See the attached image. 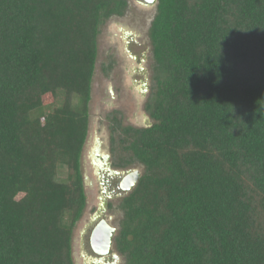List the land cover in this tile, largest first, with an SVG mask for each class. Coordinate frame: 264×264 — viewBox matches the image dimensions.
I'll list each match as a JSON object with an SVG mask.
<instances>
[{
	"label": "trees",
	"instance_id": "1",
	"mask_svg": "<svg viewBox=\"0 0 264 264\" xmlns=\"http://www.w3.org/2000/svg\"><path fill=\"white\" fill-rule=\"evenodd\" d=\"M129 0H0V264H74L101 27ZM151 127L112 112L125 264H264V0H158ZM52 97L46 104L44 98Z\"/></svg>",
	"mask_w": 264,
	"mask_h": 264
},
{
	"label": "rangeland",
	"instance_id": "2",
	"mask_svg": "<svg viewBox=\"0 0 264 264\" xmlns=\"http://www.w3.org/2000/svg\"><path fill=\"white\" fill-rule=\"evenodd\" d=\"M145 6L142 4V0H129L126 14L123 17L109 19L100 30L98 58L90 102V128L82 159V170L87 178L85 180L87 206L74 230L73 255L75 264H84L80 257L84 252L83 245L88 237L85 235L87 232L85 234L84 232L100 201V190L96 183L97 178L90 156L94 141L101 140L103 150L111 154V133L108 117L114 111L122 112L125 126H143L146 124L144 123L146 120L145 126L153 124L145 109L150 91L148 97H143L136 88L137 82L143 80V76L139 73L131 75L135 67H141L145 74L148 73L151 87L153 58L149 29L156 7L153 5ZM126 33H130L132 39H135L130 45L125 42L127 41ZM129 51L132 55H136L138 60L130 59L127 55ZM44 101L46 104L51 103L52 97L47 96ZM148 118H150L149 121ZM129 169L143 172V167L138 165ZM121 200L122 198L113 199V207L107 212V216L112 218V224L116 226L117 230L123 219V213L119 208ZM121 260V264H125L124 258Z\"/></svg>",
	"mask_w": 264,
	"mask_h": 264
},
{
	"label": "flooded vegetation",
	"instance_id": "3",
	"mask_svg": "<svg viewBox=\"0 0 264 264\" xmlns=\"http://www.w3.org/2000/svg\"><path fill=\"white\" fill-rule=\"evenodd\" d=\"M142 4L145 6L143 0H142ZM145 7H149V5H146ZM125 38L127 39V41H125L127 45H130L131 43L135 41V39H132V35L130 33H126ZM127 55L130 59L134 61L138 60L136 55H132L131 51H129ZM143 58H146V57L143 56ZM132 71H133L131 73L132 76L136 73H139L140 75L143 76V80H140L137 82L138 86L136 88L143 95V97H148V91H147V86L149 84L148 73L145 74L144 70L141 67H135ZM149 120L150 118H148V121ZM144 123L147 124V120L144 121ZM146 124H143V126H145ZM96 143L97 142L95 140L93 147L91 148V151H93L94 147L96 146ZM108 154L110 153L103 150V143L101 142V156H105ZM115 170H119L120 173L122 174L116 176V175H111L109 172L106 173V172H101V171H99V174H97L96 169L94 167V174H95V177L97 178L96 183L100 190V197H99L100 201L97 206L96 212L92 216V219L90 220V223L86 226V230L84 232V234L87 232L85 235H88L86 243L83 245L84 252L83 254L80 255L84 264H121V261H122L121 259L123 258L116 249L115 238H114V244L111 247L109 253L104 254V255L97 254L95 250H93L91 246V242H90L92 230L94 229L96 225L100 224L103 220H106L112 227L116 228V226H113L112 224V218L107 216V212L113 207L112 205L113 199H120L125 196L124 192L120 189V181L126 170H123V169H115ZM86 179L87 178L85 177V180ZM74 264H75V259H74Z\"/></svg>",
	"mask_w": 264,
	"mask_h": 264
},
{
	"label": "water",
	"instance_id": "4",
	"mask_svg": "<svg viewBox=\"0 0 264 264\" xmlns=\"http://www.w3.org/2000/svg\"><path fill=\"white\" fill-rule=\"evenodd\" d=\"M145 5H153L157 6L158 0H143ZM147 91L149 92L151 87L150 84L147 86ZM152 124H149L147 126H141L138 128H146L151 127ZM96 146L94 147L93 151H91V160L92 164L96 169V173L99 174V171L101 172H109L111 175H121L119 170L113 169V163L111 161L112 155L108 154L105 156H101V142L99 139L96 140ZM85 149V148H84ZM84 153V151H83ZM104 163H102V162ZM142 177V172L138 170H127L124 172L123 177L120 181V189L125 192V196L128 195L133 191V189L137 186L140 178ZM118 230L115 227H112L106 220H103L100 224L96 225L94 229L92 230L90 242L93 250L99 255L108 254L111 247L114 244V238L116 237V234ZM96 237V240H98V243H95L94 239ZM96 247H102L103 251L100 253L97 251Z\"/></svg>",
	"mask_w": 264,
	"mask_h": 264
},
{
	"label": "bare ground",
	"instance_id": "5",
	"mask_svg": "<svg viewBox=\"0 0 264 264\" xmlns=\"http://www.w3.org/2000/svg\"><path fill=\"white\" fill-rule=\"evenodd\" d=\"M144 2V1H143ZM94 241H95V243H98V240H96V237H95V239H94ZM97 248V251L98 252H102L103 251V249L102 248H100V247H96ZM99 254V253H98ZM101 255V254H100Z\"/></svg>",
	"mask_w": 264,
	"mask_h": 264
}]
</instances>
